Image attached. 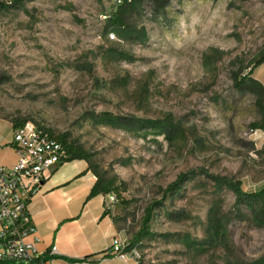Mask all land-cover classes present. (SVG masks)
Masks as SVG:
<instances>
[{
  "label": "rangeland",
  "instance_id": "374dc122",
  "mask_svg": "<svg viewBox=\"0 0 264 264\" xmlns=\"http://www.w3.org/2000/svg\"><path fill=\"white\" fill-rule=\"evenodd\" d=\"M0 4V118L87 153L137 264L264 258V226L216 181L264 189V116L236 82L264 72V0H141L122 26L115 0Z\"/></svg>",
  "mask_w": 264,
  "mask_h": 264
},
{
  "label": "crops",
  "instance_id": "0c3cea01",
  "mask_svg": "<svg viewBox=\"0 0 264 264\" xmlns=\"http://www.w3.org/2000/svg\"><path fill=\"white\" fill-rule=\"evenodd\" d=\"M259 68L253 77L264 85ZM16 128L0 118V167L10 168L17 162L12 145ZM96 181L84 161L65 162L46 173L28 205L41 239L39 250L47 253L56 245L61 261L68 264H135L104 253L116 239H123L105 196L89 198Z\"/></svg>",
  "mask_w": 264,
  "mask_h": 264
},
{
  "label": "built area",
  "instance_id": "2783aa9c",
  "mask_svg": "<svg viewBox=\"0 0 264 264\" xmlns=\"http://www.w3.org/2000/svg\"><path fill=\"white\" fill-rule=\"evenodd\" d=\"M123 5L124 0H115ZM13 148L17 162L10 168L0 167V264H68L56 245L49 252L39 250L41 239L28 205L40 191L46 173L68 159L64 145L47 131L32 123L17 127ZM107 209L117 203L113 193L105 196ZM124 262L134 261L136 253L127 251L126 243L116 239L111 253Z\"/></svg>",
  "mask_w": 264,
  "mask_h": 264
},
{
  "label": "trees",
  "instance_id": "16d2710c",
  "mask_svg": "<svg viewBox=\"0 0 264 264\" xmlns=\"http://www.w3.org/2000/svg\"><path fill=\"white\" fill-rule=\"evenodd\" d=\"M19 1L22 3L27 0H19ZM159 1L161 2L162 7L165 8L170 0H159ZM140 2L141 0H124V4L122 5L120 11L112 15L111 20L115 24L122 26L123 20L119 17L118 14H121L122 17H125L128 11L136 10L139 7ZM5 7L6 6L0 4L1 10L6 9ZM262 64H264V54L257 61L255 67H259ZM253 74L254 72L252 69L247 75H244L240 79V81L236 79V82L238 83V85L240 83L239 86L245 87L255 94L257 98L256 104L264 116V85L258 80H256L253 77ZM57 140L60 141L66 149L68 155V159L66 162L84 161L88 164L90 163L88 155L83 149L78 148L75 145H67L66 140L63 138ZM88 168L97 178L96 184L94 185L89 198H94L96 196H101V195L106 196L112 193V191L115 188L114 182L104 180L102 177L99 176L97 171H95L91 167ZM216 181L219 184L218 186L227 187L228 189L232 190L236 196L237 202L246 205L250 209V211H252L256 215L255 217L256 222L259 223L261 226H264V189L258 193H245L244 191H242L241 184L239 182H234L226 178H219ZM174 186L176 185H173L172 187ZM104 253H108L109 255H111L110 254L111 247ZM253 264H264V258L256 261Z\"/></svg>",
  "mask_w": 264,
  "mask_h": 264
}]
</instances>
